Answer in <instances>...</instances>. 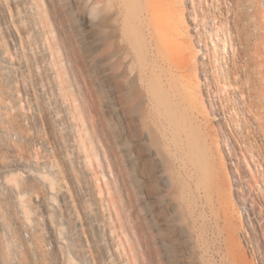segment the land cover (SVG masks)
Wrapping results in <instances>:
<instances>
[{
    "label": "rangeland",
    "instance_id": "374dc122",
    "mask_svg": "<svg viewBox=\"0 0 264 264\" xmlns=\"http://www.w3.org/2000/svg\"><path fill=\"white\" fill-rule=\"evenodd\" d=\"M0 264H264V0H0Z\"/></svg>",
    "mask_w": 264,
    "mask_h": 264
},
{
    "label": "bare ground",
    "instance_id": "6f19581e",
    "mask_svg": "<svg viewBox=\"0 0 264 264\" xmlns=\"http://www.w3.org/2000/svg\"><path fill=\"white\" fill-rule=\"evenodd\" d=\"M94 33V32H93ZM98 34V33H97ZM97 36V35H96ZM93 37H94V35H93ZM159 73V72H158ZM198 187V186H197Z\"/></svg>",
    "mask_w": 264,
    "mask_h": 264
}]
</instances>
